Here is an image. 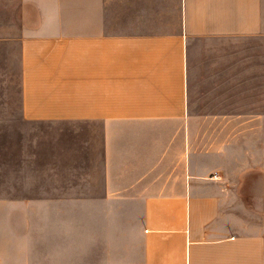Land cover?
<instances>
[{"label": "crops", "instance_id": "0c3cea01", "mask_svg": "<svg viewBox=\"0 0 264 264\" xmlns=\"http://www.w3.org/2000/svg\"><path fill=\"white\" fill-rule=\"evenodd\" d=\"M10 4L0 264H264V166L249 176L242 135L232 157L226 129L197 122L226 113L200 112L192 60L200 39L264 43V0ZM250 69L254 92L264 60Z\"/></svg>", "mask_w": 264, "mask_h": 264}, {"label": "rangeland", "instance_id": "374dc122", "mask_svg": "<svg viewBox=\"0 0 264 264\" xmlns=\"http://www.w3.org/2000/svg\"><path fill=\"white\" fill-rule=\"evenodd\" d=\"M10 0H0L2 16L6 18L0 23L8 24L11 14ZM260 38H224V39H200L194 47V96L201 104L200 112H221L225 110V117H202L195 119L198 123L210 121V124L218 125L226 129V138L229 156H235V143L239 142L242 135V170L252 174V167L261 169L264 165H250L252 159L264 162V116L256 117L255 113L264 111V87L252 90L250 84L251 62L264 60V43ZM4 63H7L4 58ZM249 67L248 69H246ZM245 72L248 74L249 83L245 89L239 86V82L245 80ZM258 74L260 69H254ZM20 85L12 87L5 82L0 84V93L19 92ZM242 91V92H241ZM253 92V93H252ZM242 111V112H241ZM198 113L199 109L196 108ZM239 128V129H238ZM238 157V149L236 151ZM238 161V160H237ZM228 187L234 188L235 173L239 171V165L228 166ZM253 173V176L257 175ZM246 184H250L246 181ZM240 201V198H238ZM242 200L246 205L251 204L250 196Z\"/></svg>", "mask_w": 264, "mask_h": 264}]
</instances>
